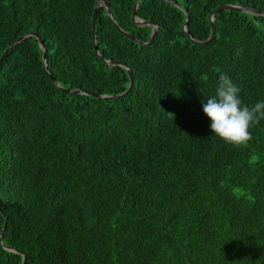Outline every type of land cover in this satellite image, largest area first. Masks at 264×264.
Listing matches in <instances>:
<instances>
[{
	"label": "trees",
	"instance_id": "trees-1",
	"mask_svg": "<svg viewBox=\"0 0 264 264\" xmlns=\"http://www.w3.org/2000/svg\"><path fill=\"white\" fill-rule=\"evenodd\" d=\"M99 1L0 0V59L46 53L0 64V264H264V119L237 147L202 109L220 74L264 101V15L209 21L264 0H142L145 46L137 0L94 42Z\"/></svg>",
	"mask_w": 264,
	"mask_h": 264
},
{
	"label": "clouds",
	"instance_id": "clouds-1",
	"mask_svg": "<svg viewBox=\"0 0 264 264\" xmlns=\"http://www.w3.org/2000/svg\"><path fill=\"white\" fill-rule=\"evenodd\" d=\"M239 93L240 88L228 76L220 74L215 95L202 101L203 112L211 121L209 128L214 135L237 147L252 140L249 128L264 119V101L249 107L242 104Z\"/></svg>",
	"mask_w": 264,
	"mask_h": 264
},
{
	"label": "water",
	"instance_id": "water-1",
	"mask_svg": "<svg viewBox=\"0 0 264 264\" xmlns=\"http://www.w3.org/2000/svg\"><path fill=\"white\" fill-rule=\"evenodd\" d=\"M142 0H137L135 5H134V11H133V20L135 22V25L138 26V27H147V26H152L153 27V31H152V34H151V37H150V40L148 43H143V42H140L137 38L133 37L132 35L130 34H127L125 32H123L118 26V30H120L123 34H125L130 40L136 42L137 44H140L141 46H145V45H150L153 43L155 37L157 36L158 34V31H159V27L157 25H155L152 21H142L140 19L137 18V11H138V8H139V5L141 3ZM161 1H167V0H161ZM170 2V1H168ZM172 3V2H171ZM104 6L106 9H107V15L113 20V15H112V11L110 9V6L104 2L103 0H100L97 4V6L95 7V10H94V14H93V20H92V27H93V36H94V42L96 41L95 37H96V27H97V20H98V12H99V9L100 7ZM220 11H238V12H244V13H250V14H254V15H264V13L262 12H259V11H256V10H253V9H249V8H244V7H241V6H232V5H226V6H222V7H219L217 8L210 16H209V21L211 23V28H212V35H211V39H213L214 35H215V16L217 13H219ZM189 15H187V19H186V22L183 26V29L182 31L191 39V36L189 35L188 33V24H189ZM37 37L38 40H39V43H40V47L43 49V61L44 63L46 64V53H45V50H44V42L41 40V38L36 35V34H29V35H26V36H23L20 38L19 41L15 42L11 47H9L6 52L4 53V55L2 56V58L0 59V64L3 62V60L8 57L11 52L15 49V47L23 40H25L26 38L28 37ZM194 41V40H193ZM195 43L197 44H205V42H199V41H194ZM95 51L97 53V55L104 61L106 62L108 65L110 66H115V65H118L117 63L115 62H108V61H105L100 53H99V50L97 48V45L95 44ZM128 75L130 77V85H129V88L128 90L120 95V96H117V97H108V96H98V95H92V96H95L97 98H104V99H117V98H120V97H124L126 94H128L130 91H131V88L133 87L134 85V79H133V75H132V72L130 70H128ZM73 93H81V91L77 90V91H72ZM6 227H4L5 229ZM15 252V251H14Z\"/></svg>",
	"mask_w": 264,
	"mask_h": 264
}]
</instances>
